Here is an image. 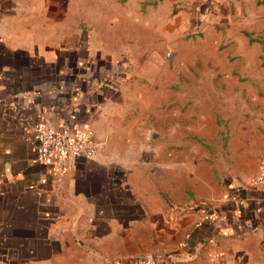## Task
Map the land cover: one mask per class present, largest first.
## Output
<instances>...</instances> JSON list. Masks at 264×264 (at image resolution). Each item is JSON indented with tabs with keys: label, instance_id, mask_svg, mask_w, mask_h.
Segmentation results:
<instances>
[{
	"label": "crops",
	"instance_id": "1",
	"mask_svg": "<svg viewBox=\"0 0 264 264\" xmlns=\"http://www.w3.org/2000/svg\"><path fill=\"white\" fill-rule=\"evenodd\" d=\"M261 160L264 0H0V264H264Z\"/></svg>",
	"mask_w": 264,
	"mask_h": 264
},
{
	"label": "built area",
	"instance_id": "2",
	"mask_svg": "<svg viewBox=\"0 0 264 264\" xmlns=\"http://www.w3.org/2000/svg\"><path fill=\"white\" fill-rule=\"evenodd\" d=\"M31 128L35 140L37 162L55 168L59 174L69 169L71 160L77 157L92 159L96 154L95 144L80 128H58L41 122L33 123ZM254 182L258 186L264 185V160L259 161ZM183 243V247L190 253L185 242ZM168 263L169 260L162 256L159 260L153 259L149 264Z\"/></svg>",
	"mask_w": 264,
	"mask_h": 264
},
{
	"label": "trees",
	"instance_id": "3",
	"mask_svg": "<svg viewBox=\"0 0 264 264\" xmlns=\"http://www.w3.org/2000/svg\"><path fill=\"white\" fill-rule=\"evenodd\" d=\"M208 239H209V237L204 238V239L194 240V241L186 240L185 245L187 246V248H189V252L191 251L189 254H193L194 251L196 250V248L203 245Z\"/></svg>",
	"mask_w": 264,
	"mask_h": 264
},
{
	"label": "rangeland",
	"instance_id": "4",
	"mask_svg": "<svg viewBox=\"0 0 264 264\" xmlns=\"http://www.w3.org/2000/svg\"><path fill=\"white\" fill-rule=\"evenodd\" d=\"M209 58V57H208ZM226 61V60H225ZM152 261V260H151Z\"/></svg>",
	"mask_w": 264,
	"mask_h": 264
}]
</instances>
